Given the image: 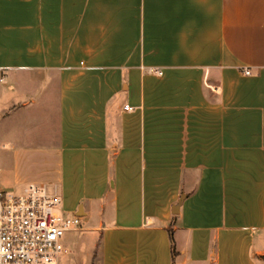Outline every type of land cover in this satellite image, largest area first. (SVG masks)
I'll list each match as a JSON object with an SVG mask.
<instances>
[{
    "label": "crops",
    "instance_id": "0c3cea01",
    "mask_svg": "<svg viewBox=\"0 0 264 264\" xmlns=\"http://www.w3.org/2000/svg\"><path fill=\"white\" fill-rule=\"evenodd\" d=\"M32 184L80 217L57 264H264V0H0V186Z\"/></svg>",
    "mask_w": 264,
    "mask_h": 264
},
{
    "label": "built area",
    "instance_id": "2783aa9c",
    "mask_svg": "<svg viewBox=\"0 0 264 264\" xmlns=\"http://www.w3.org/2000/svg\"><path fill=\"white\" fill-rule=\"evenodd\" d=\"M61 204V195L45 184L19 193L0 186V264H57L64 236L80 225L79 216L57 211Z\"/></svg>",
    "mask_w": 264,
    "mask_h": 264
},
{
    "label": "trees",
    "instance_id": "16d2710c",
    "mask_svg": "<svg viewBox=\"0 0 264 264\" xmlns=\"http://www.w3.org/2000/svg\"><path fill=\"white\" fill-rule=\"evenodd\" d=\"M169 233H170V238H171V244H172V253L174 256L177 255V251H176V244H175V238H174V230L173 228H169Z\"/></svg>",
    "mask_w": 264,
    "mask_h": 264
},
{
    "label": "rangeland",
    "instance_id": "374dc122",
    "mask_svg": "<svg viewBox=\"0 0 264 264\" xmlns=\"http://www.w3.org/2000/svg\"><path fill=\"white\" fill-rule=\"evenodd\" d=\"M5 188L8 189L9 191H13L16 193H19L22 191V190H18V189L9 188V187H5ZM57 211H59L60 213H63L61 209H57Z\"/></svg>",
    "mask_w": 264,
    "mask_h": 264
},
{
    "label": "water",
    "instance_id": "95a60500",
    "mask_svg": "<svg viewBox=\"0 0 264 264\" xmlns=\"http://www.w3.org/2000/svg\"><path fill=\"white\" fill-rule=\"evenodd\" d=\"M181 201H182V200H180V202H181ZM180 202H179V203H180Z\"/></svg>",
    "mask_w": 264,
    "mask_h": 264
}]
</instances>
